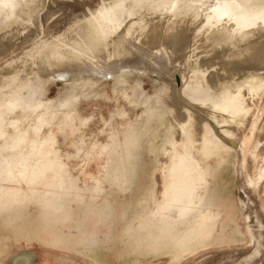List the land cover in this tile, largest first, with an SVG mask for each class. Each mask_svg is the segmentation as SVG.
Returning <instances> with one entry per match:
<instances>
[{"label": "rangeland", "instance_id": "1", "mask_svg": "<svg viewBox=\"0 0 264 264\" xmlns=\"http://www.w3.org/2000/svg\"><path fill=\"white\" fill-rule=\"evenodd\" d=\"M15 1L0 0V5L12 8ZM99 1L17 0L11 18L0 16V36L10 30L15 32V38L0 47V117L3 119V123L0 122V202L14 200L21 204L6 209L8 212L2 213L0 210V219L4 217L0 220V264H9L10 257L17 250L27 247L35 248L45 264H201L203 258L215 254L219 248L235 247L236 241L241 242L243 238L245 247L248 239L238 232L240 216L232 157L216 167L212 175L210 171L195 172L203 181V189L207 190L211 210L219 212L217 227L204 245L200 241L207 235L209 227L203 224L198 231L194 230L198 232V237L195 236L197 242L192 245L193 248L188 246L179 250L175 247V222H181L179 226L183 229H192L193 225L175 220V215H178L175 201L181 202L185 198L182 196L185 189L175 187V195L169 196L167 193L175 186L171 185L166 193L167 183L172 180L168 176L169 166L173 163L172 152L166 150L175 143L174 119L184 106L165 58L162 69H167L162 77L152 71L135 70L123 71L112 78L87 73L66 80L50 77L43 70L45 50L53 57L62 58L69 52V48L62 45L63 41L74 46L87 40L92 22L85 17V13L95 8ZM134 5V0H124L125 9ZM114 6L115 3L107 1L100 12H113ZM151 6L145 3L141 5L148 20L151 19L154 5ZM129 21V14H125V22ZM145 27L148 33L137 44H153L152 37H156L163 39L160 44L163 56L165 52L171 53L169 43L174 45V54H171L173 62L175 52L178 58L190 53H196L201 58V67L207 72L206 81H192L188 71L180 72L183 98L202 102L200 106L209 113L207 109H211L214 102L222 103L226 88L240 89L248 97L250 86L259 84L262 99L258 105L260 111L254 120L264 122V78L258 75L243 78L226 69L221 55H227L229 50L221 49L220 52V49H214L208 54L206 50L213 47L208 33L199 31L196 26H190L187 31L189 25L174 22L171 11L163 17H154ZM117 32H123L122 26ZM180 33L184 35L175 44L174 36ZM248 37L246 32H241L231 39L235 40L232 43L240 44L242 39L247 40ZM259 39V44L264 46V36ZM124 44L133 50L135 56H140L130 34H126ZM154 48L149 49L152 51ZM203 53H206L205 57ZM258 60L254 54L251 57L252 65L264 66V61ZM192 62L194 66L198 63L195 59ZM171 80L174 82L171 83ZM207 81L209 85H206ZM159 93L164 100L160 99L161 96L156 99ZM151 98L154 100L152 105L158 111L149 118L152 120H142L140 113H152L151 108L144 105ZM6 99L17 100L18 108L21 106L23 111L19 113L18 109H9ZM159 101L166 103L162 105ZM203 101L209 103L204 105ZM249 108L252 109V106ZM190 114L203 120L194 110L184 112L182 117L188 121ZM222 116L214 115L220 125L224 123ZM134 122L137 133L130 130L126 135L128 123ZM20 123L24 124L16 130V124ZM248 126L238 134V140L242 138L246 142L248 152L261 140L259 153L260 157H264V127L259 130L251 121ZM208 128L213 139L218 140L220 137L210 126ZM225 132L231 135L224 129ZM190 135L197 141L195 133L190 132ZM179 143L172 147L177 155L182 153L178 150ZM108 154L115 156L113 163L123 164L128 171L110 172L107 177L103 166L107 165L105 159ZM59 160L64 161V168L75 171L73 168L76 167L84 183L96 181L99 189L94 190V202L77 205L76 199L70 201L68 197L59 205L62 191L58 186L61 174L56 167ZM258 162L246 156L244 174L255 173ZM177 173H180L178 176H190L188 172ZM246 174L243 176V186L251 189L252 197L248 195L253 199L250 202L254 207L259 200L264 201V182L258 188L253 187L248 183ZM124 176L126 179H123ZM44 192H47L45 196ZM81 192L85 198L86 192L91 190L83 189ZM243 195L247 197L246 193ZM34 197L42 199L36 200ZM42 200L50 204L42 205ZM93 205L95 215L92 219ZM77 208L83 209L84 216L75 213ZM260 211L264 214L263 207ZM184 212L185 208L180 216H186ZM70 213L77 220L72 219ZM79 215L83 220H79ZM93 224L100 231L99 241L94 242L92 237L84 241L78 233L79 229L84 227L90 232ZM186 240L191 242L192 235Z\"/></svg>", "mask_w": 264, "mask_h": 264}, {"label": "water", "instance_id": "2", "mask_svg": "<svg viewBox=\"0 0 264 264\" xmlns=\"http://www.w3.org/2000/svg\"><path fill=\"white\" fill-rule=\"evenodd\" d=\"M106 1L114 2L115 4L119 5L122 9H124L122 20L118 22V27L116 28V31L112 34L114 36L115 40H113L111 42L109 41V43H106L107 46L110 49L114 50L115 49L114 46L120 45V43L124 44V41L126 39V34H130V36L134 38V41H135L134 45L140 51V52L138 51L140 53V57L135 56V58H137L136 61L138 63H140V62L146 63V58H144V53L141 49H147V47H149V46L150 47L151 46H157L158 51L157 50L156 51L159 52L158 55L160 56L158 59V65L160 63L159 66L163 67L162 64H163L164 58L166 60V63L168 64V66L170 65L171 72L174 75L175 82H176L177 94L183 100V101H181L182 104L187 106V108L189 110H194L195 113L200 114V116L203 117V120H202L200 117L190 114V118L188 119V121H190V123L188 124V126L189 127H190V125L192 126V128H191L193 131L192 133L194 134V132L196 130L199 134H202L203 133L202 121L205 120V121H207L206 125H208V126L211 125L214 128L216 134L219 137H221L224 140V142L226 144H228L229 146H231L233 149V151L229 155L228 154H222V153L214 155V154H210L209 151L206 150V147L202 148V145L199 142L194 143L191 141V142L187 143L188 148H184L181 151L184 154V158H186V160H185L186 164L184 166V171L189 173V175L191 176V181H193L192 184L194 187H196L195 194L193 195L194 196L193 200L194 201L198 200L199 196L204 193V196L207 198L206 204L209 207V211H211V212H215V211L211 210V204L209 203V196L206 195L207 190L203 189L204 188L203 181H200V179L197 177L195 172H197V171H200V172L210 171V174L212 175V172L215 171L216 167L226 163L230 157L234 158L233 162L235 165V175H236L235 187H236V190L238 192L237 193V204H238L237 208H238L239 216H240V221H239L240 224H238V226H239L238 232L242 236H246L248 239V242H247L246 246L244 247L243 246L244 245V238L242 239L241 242L235 240L236 241V245H234L235 247H225L228 250H225V248H219V251L215 252V254H212L206 258H203V260H201L202 261L201 264H264V214L260 211V208L261 209H262V207L264 208V201L261 202L259 200V202L254 204V207H253L252 203L250 202V201H253V199L251 198L252 197L251 189H249L247 187L244 188V186H243V176L246 174V173L244 174V172H245L244 171V165H245L244 164V158L246 156L250 157L249 156L250 151L248 152V150H245V147H244L245 151L243 152V150L239 149L236 145H238L239 141H244V140L242 138L238 140V134L235 136L234 139H231V138H228L227 136H225L224 132L222 130V126H220L219 123L216 120H214L209 113L205 112V108H203V106H200V103H202V102L187 100V99L183 98V95H182V76L180 73V72H182V70L179 68V66H177V64L175 63V60H174V62L172 60L173 57L171 56V54L172 55L174 54L173 53V46L174 45L172 43H169L171 53L165 52V54H164L165 57L163 56V51L160 48V44L162 43L163 39L160 40L159 38L152 37L153 44L145 43V46H141V45L137 44L138 42H140V39L142 38V36L144 34L148 33L146 30V27H145L146 23L152 22L154 17H158V18L163 17L164 14H167L168 12L171 11V13L173 14L174 22L176 20V22L180 21V23H186L189 25V28H187V31L190 29V26H196V28L199 31H204L210 35L213 47H210L209 49H207L208 53L214 49L215 50L216 49H222V50L228 49L229 53L227 55H223V62L222 63L226 69L229 68V70H232V72L234 74L235 69H237L236 67H240V66L246 67V66L254 64L251 62V57H253L254 54L260 53V55L262 54L261 55L262 58H264V46L259 44V43H261V40L259 38H261V36H264V25L261 24V25L255 26V27H259V28H256L255 31L253 30L250 33H248V35L250 37H248L247 40L242 39L243 42L238 44V43H232L235 40L228 39V38H226V36H224L225 33L231 34V31L234 29L233 23H224L225 26L222 27L221 29L213 28L212 30H210V32H208L202 26L203 25L202 20H203V14L204 13H202V12H198V13L197 12L196 13L195 12H191V13L183 12V10L180 8L181 4H179V2L177 4H175V6H174L175 11L164 10V12L162 14L156 15V5H154L155 3L153 1L148 2L147 0H134L135 5L129 9H125L124 0H100L97 3L95 8L89 9V11L85 13V17H87V19H89L92 22V27L90 28V31L88 32V38L86 41H90L91 39H95L96 34L93 32V28H95V26H93V25L97 23L95 21H99L102 18L101 17L102 15L100 13H97V11H98V8H101L106 3ZM16 2H17V0L15 1V3ZM15 3H14V5H15ZM144 3L147 5H154L153 10L151 11V19H149V20L146 19L145 15L143 14V10H142L141 5ZM149 3H153V4H149ZM14 5L12 6L11 12H9V13L0 12V16L11 18L14 15V11H13ZM90 10L91 11L93 10L92 11L93 13L90 12ZM125 14H129V16H130V21L128 23L125 22ZM121 26H122L123 32L121 34H118L117 30ZM127 28L130 30H128ZM253 28L254 27L247 28V31H249L250 29H253ZM142 29H144V30H142ZM10 31H8L7 33L0 36V47L5 45L11 39L15 38V32L13 33ZM141 31L143 32V34ZM137 33H141L142 35L139 36ZM182 35H184V34L180 33V34L174 36L175 37V44H176V42L179 41V38ZM222 36H223V39H222ZM150 38H149L148 42L151 41ZM222 40H224V42ZM258 41H259V43H258ZM83 43H84V41L80 45H76V46L83 47ZM256 43H258L259 45H257ZM102 44H104V43L102 42ZM106 44H104V45H106ZM62 45H63V43H62ZM104 45H102V47ZM69 49H70L69 52H71L72 49L71 48H69ZM153 54L154 53H150L151 56H153ZM175 54H176V52H175ZM134 55L135 54L133 52V56ZM250 55H252V56H250ZM145 56L147 57L148 55H145ZM262 60H264V59H262ZM124 62H125L124 56L118 58V60H117V63H119V64H122ZM116 65H118V64H116ZM129 71H131V70H129ZM132 71H135V70H132ZM137 71H139V70H137ZM245 71H250V69H245ZM121 72H123V71H121ZM121 72H117L115 76H117ZM87 73H91V74L95 75L94 71H92V70H88L85 73L79 74V75H84ZM71 76L75 77L78 75L70 74L68 76V78ZM95 76H97V75H95ZM102 78H112V77H102ZM59 79H61V78H59ZM158 103L159 104L162 103V105H163L166 102L164 103L162 101H159ZM162 107L163 106H161V108ZM156 110H158V108H156ZM140 114H141L140 118L142 120L149 119L148 116H145L142 113H140ZM149 120H152V119H149ZM175 120H176V118H175ZM2 121H3V119L0 117V122L3 123ZM20 124H16V127H15L16 130H19L24 123H20ZM128 125H129V127H128L127 133H125L126 135H128V132L130 130H133L134 133L135 132L137 133L135 122L133 124L128 123ZM240 132H239V134H240ZM135 135L136 134H134L133 136H135ZM178 137H179V139H177ZM182 138H183V140H182ZM184 138L185 137L183 136V134H181L179 132V130L176 126V123H175V142L180 141V143L177 144L179 147H181L180 144L184 143ZM192 138H193V135H191L190 140ZM186 141H188V140H186ZM255 145H257V144H255ZM167 151H171L173 154V164H172L170 170L168 171V176L169 177L171 176L172 180L167 183L166 193H167L168 187H170L171 185H175V171L173 168H175V163H174L175 160H179V158H177V155H176L177 154L176 150L174 151L171 147V148H168L166 150V152ZM49 153H51V152H49ZM257 154H258L257 160H259V162H258V168H257L256 172L259 169L260 163L263 164V161H264V159L263 160L259 159L261 157L264 158L263 155L260 157L259 148L257 150ZM41 155L46 157V154L42 153ZM86 156H90V155L86 154ZM114 157L115 156H111V154H108L106 156L105 161H107V165L103 166V169H104L103 172H105L107 174V177L109 176L110 172L116 173L119 171H121V172L128 171V168H123L124 167L123 164L116 165V163H113ZM201 162L203 164H200ZM65 166L66 165L64 164V161H62V160H59L58 164L56 165V167L60 170V174H61L59 177V182H58V186H60L59 188L62 189L61 194H60L59 205L61 206L64 203V201L67 200L68 197L71 198L70 201H72L73 199H76L77 205L84 204V203L90 204V202L91 203L94 202L95 201L94 190L99 189L98 184H96V181H94V180L85 181L86 183H84L83 182L84 179H83L82 175L78 174L79 172H78L76 167L73 168V169H75V171H72L70 168H64ZM172 169H173V171H172ZM253 174L254 173L246 174V179L251 186L258 188L264 182V179L260 183L256 184V183L252 182L250 179V176ZM123 179H126V177L124 176ZM83 189L91 190V192H86L85 198H84V193L81 192ZM73 192H75V195H73ZM80 192H81V194H80ZM243 193L247 194L246 198L244 197ZM167 194H169V196L175 195V186L172 187V189L170 188V191ZM248 194H250L251 197ZM34 199L39 200L42 198L34 197ZM202 203H201V205H202ZM41 204L42 205H49L50 203L47 200L46 201L42 200ZM51 204H56V203L52 202ZM66 204H68L67 201H66ZM72 204L73 203H71V205H70L71 207H72ZM172 204H174V202H172ZM187 204H188V199H186V197L181 202L175 201V208L177 209V213H178V215H175L176 221H186L187 219H191V218H194L195 216L199 215L200 209H199V211H196V210H198V208H197L194 211H190V214L187 217H185V218L180 217V212L182 210L181 207L186 206ZM0 205L2 206V208H0V210L3 211L2 213H4L5 211L8 212V210H6V209H12L13 205L18 206L21 204H19L17 201L12 200L11 202H0ZM4 205H6L7 207L4 208L3 207ZM22 207H24V206H22ZM94 207L95 206L93 205V208H91L92 219L94 218L93 216L95 215L94 214L95 213ZM255 210H257L256 211L257 215H255V217H254ZM195 212H198L197 215L194 214ZM75 213H78V214L82 213V215L84 216V211L82 208H77L75 210ZM216 213H218L217 215H218V221H219V212L216 211ZM68 214L69 213L67 211L66 215H68ZM7 215H9V214H7ZM70 215H71L72 219L74 218L75 220H77L76 216L72 217V213H70ZM82 215H79V217H78L79 220H83ZM3 218L4 217L2 216L0 220H3ZM67 219H68V216H67ZM196 219L197 220H192V222H191V225H193V228L191 229V232H192L191 235H192V239H193L191 241V244H190L191 247H192V245H194L197 242V240H195L198 237L197 231L200 229V227L203 224L205 225L204 227H209L208 230L206 231V232H208L207 235L203 236V238H202L203 242L207 241L209 239L211 233L214 231V228L217 227V225H213L212 223L210 224V222H208L204 219H198V217H196ZM195 222H197V224H195ZM194 230H197V231L194 232ZM78 233L81 236V238H84V241L87 240V238L92 237L94 239V242L95 241L97 242V241H99V239L101 237L100 231L95 228L94 224H93V227H92L90 232L85 230L84 227H82L79 229ZM107 234H105V235H107ZM195 236H197V237H195ZM107 237L109 239L110 235L108 234ZM108 239L106 241H108ZM178 242H179V245L176 248H178L179 250H184V249H180L179 247H188V245L190 243L187 240H185L182 244L180 243V240H178ZM80 249H83V248H79V250ZM81 252H83V251H81ZM9 264H45V263L43 262V259L40 257L39 252L35 248L27 247V248H22V249L20 248L19 250H17L10 257ZM195 264H199V263L196 262Z\"/></svg>", "mask_w": 264, "mask_h": 264}, {"label": "bare ground", "instance_id": "3", "mask_svg": "<svg viewBox=\"0 0 264 264\" xmlns=\"http://www.w3.org/2000/svg\"><path fill=\"white\" fill-rule=\"evenodd\" d=\"M147 1L148 2L153 1L155 3L154 5H156V15L162 14L164 12V10L175 11L174 6L178 2H179V4H181L180 8L183 10V12H186V13L202 12V13H204L203 14V20H202V24H203L202 26L208 32H210V30H212L213 28L221 29L222 27H224L223 26L224 22L233 23L234 29L231 31V34L230 33L224 34V36H226V38H228V39H231L235 34H240L241 32H246L248 35V33H250L251 31H253V30L255 31L256 28H259V27H255V26H258L261 24L264 25V0H147ZM203 2L205 4L201 5ZM109 3L112 4L114 2L109 1ZM149 4H153V3H149ZM104 5L102 6L103 8H105ZM11 9L12 8H7V7L0 5V12H2V13H9V12H11ZM92 11L90 10V12H92ZM123 12H124V9H122L117 4H115V6L113 8V12H109V11H101L100 12V8H98L97 13H100L102 15L101 16L102 18L99 21H95L97 23L93 25V26H95V28H93V32L96 34L95 39H91L90 41H84L83 47L76 46V45H74V46L68 45L69 43L67 44L66 42L63 41L64 47L71 48L72 51L68 52V53L66 52L65 56L62 58L61 57H53L50 55V53L47 50H45L46 60L43 63L44 69L43 68L42 69L47 70L50 73V77L52 76L54 78H61V79L63 78L66 80L68 79V76L70 74L79 75V74L85 73L88 70L94 71V74L99 76V77H114L117 72L129 71V70H131V71L132 70L152 71L153 73H157L159 77L160 76L162 77L164 74V71L167 68L164 69V71H163L162 67H159L160 63L158 65V59L160 56L158 55L159 52H157L158 51L157 46H151V47H155L154 50H152V51H150L151 49H149L150 46L147 47V49H142V51L144 53V58H146V63H141V62L138 63L136 61L137 58H135V55L133 56V51L130 50L129 48H127V46L124 45L123 43L122 44L120 43V45H115L114 50L110 49L107 46L106 43H109V41L111 42L114 40V36L112 34L116 31V28L118 27V22L122 20ZM164 15H166V14H164ZM29 22H30V24L32 23L31 20ZM28 26H29V24H28ZM252 27H254V28L247 31V28H252ZM128 30H130V29H128ZM142 30H144V29H142ZM191 30H192V28H191ZM137 34L139 36H141L143 34V32H142V34L141 33H137ZM180 39L181 38H179V40ZM222 39H223V36H222ZM222 41L224 42V40H222ZM102 42L106 45L102 44ZM258 43H259V41H258ZM102 45H104V46L102 47ZM217 50H219V49H217ZM69 51H70V49H69ZM207 52H208V50H207ZM220 52H222L221 49H220ZM150 53H154V55H153L154 58L150 57V55H149ZM205 54L203 53L204 57H205ZM145 55H148V56L146 57ZM261 55H260V53H256L257 58H259L258 62L264 61V60H262L264 58H262ZM122 56H124L125 62L122 64L117 63L118 58H120ZM175 56H176V54H175ZM207 56L208 55H206V57ZM221 56H223V55H221ZM138 57H140V56H138ZM193 59H195L196 62H198L197 65H195V66L192 64ZM184 61H186V62L183 63ZM175 63L177 64V66H179V68L182 71L184 70V71H188L190 73V76H191L190 79L192 81H195V82L196 81L200 82V80L206 81L207 72L205 73L203 71V69L201 67L202 66V64H201L202 60L199 56L197 57L196 53L195 54L190 53L189 55H185V56L183 55L182 58L175 57ZM116 64H118V65H116ZM199 66H200V68H199ZM236 68H237V69H235V75L236 76L241 75L244 78V76H248V75H254V76L258 75V76H260V78H264V76L261 75V74H264V66L260 67L258 65L256 66V64H255V65H249L246 67L240 66V67H236ZM245 69H250V71H245ZM255 73H257V74H255ZM76 81H77V79H76ZM171 83H173V81ZM206 85H209V82L206 83ZM259 90H260L259 84L251 85L250 90L248 91V97H245V93L241 92L240 89L226 88L225 89L226 95H225V98L222 100V103L221 102L220 103L214 102L212 105V108L207 109V111L209 112V114L211 115V117L214 120H216L214 117L215 114L216 115H224V116H222L224 123L221 125L219 124V125L222 126L223 132L225 129V130L229 131L231 135H234V136L228 135V132L226 135V132H225V134H224L225 136H227L228 138L234 139L235 136L237 134H239L240 131H243L247 128L250 121L259 130H261L264 127V122L260 123V122H257L256 120H254V118H256V114L259 113V111H260L258 105L260 103V100L262 99V94L259 93ZM160 96H161V98H160ZM7 98H9V96ZM157 98L164 100V98L162 97V95L160 93L157 94L156 99ZM248 99L251 101V104L249 103ZM9 100L6 99V101L8 102L7 103L8 108L11 109L12 111H14L17 108L19 110V113H20L21 106H20V108H18L19 107V105L17 104L18 101L17 100L15 101L13 99L10 101ZM152 101H154V100L151 98V100H146L144 103L145 106L150 107L152 110V113L147 112L145 114V116H148V118L154 117V115L158 111V110H156V107H154V105H152ZM208 103L209 102H207V101H203L204 105L208 104ZM180 105H182V104H180ZM246 105L248 106V109H247ZM254 105H255V107H253ZM183 106H184L183 108L181 107V109H182V111H180L181 113L179 112V114H178L177 113L178 111H176L178 116H176V120L175 119L174 120L176 121L175 123L179 127L180 133L183 134V136L185 137L184 142L186 141L187 137H188V139H187L188 141H186L183 146H182V144H180V146L182 148L179 147V149H178L179 151H182V149H184L185 145L190 141V138H191L190 132H193L191 129L192 126L191 125H190V127L188 126L190 121H187L184 117H182L184 112H186V113L189 112V109L187 108V106H185V105H183ZM251 106H252V109L249 108ZM3 107L4 106H2L1 108H3ZM5 108H7V107L5 106ZM9 109H8V111H9ZM178 109H180V108H178ZM22 111L23 110H21V112ZM1 114H2V112L0 113V115ZM187 116H189V115L187 114ZM222 118H220V119H222ZM217 122H218V120H217ZM202 123H203V126H202L203 133L199 134L195 130L194 133H195V138L197 141L194 140V137L192 138V141L194 143L199 142L202 145V148L206 147V150L209 151L210 154H214V155H217L220 153L228 154V155L231 154V152L233 151L232 147L229 146L228 144H226L221 137L218 138V140L213 139V136L211 134H209L210 130L208 128V125H206L207 123L205 121H202ZM250 125H252V124H250ZM174 126H175V124H174ZM209 126L215 132L214 128L211 125H209ZM248 128H249V126H248ZM188 135H190V136H188ZM217 137H218V135H217ZM182 140H183V138H182ZM260 141L261 140H258V142L256 143L257 145H255L254 147H252L250 149L249 156L252 159L257 160V158H258L257 150H258V148H261L260 147L261 146ZM175 143L173 144V146L175 145ZM236 146L239 149H242L243 152L245 150H247L246 149L247 145H246V142H244V141H239L238 145H236ZM187 147H188V145L186 146V148ZM244 147H245V150H244ZM228 148H229V150H228ZM177 158H179V160H175V169H174V171H175V187L185 189L184 195H182V196H185L186 199H188V204L186 206L181 207L182 210L185 208L186 212H184V213H187V214H186V216L182 214L180 217L185 218L190 214V211H194L195 209L198 208L201 211L200 214L198 216H195L194 218L187 219L186 221H184V223L186 225L191 224L192 220H197L196 217H198V219H204V220L210 222V224L212 223L213 225H217V223H218V215L217 214L218 213L209 211V207L206 204L207 199L205 196H203L204 194H201L199 196L198 200H196V201L193 200V197H194L193 195L195 194L196 187H194L192 184L193 181H191V176H188V177L178 176V174H180V173H177V172H180V171H181V173L185 172L184 166L186 164L185 163L186 158H184L183 153H179V155H177ZM171 165L169 166V168H171ZM172 171H173V169H172ZM250 179L252 182H254L256 184L260 183L264 179V161H263V164L260 163L258 171L256 173H254L253 175H251ZM172 186H174V185H172ZM46 193L44 192L43 196H45ZM202 200L204 201L203 203H202ZM201 203H202V205H201ZM180 223L175 222V247H178V245H179L178 240H180V243L182 244L192 234L190 227L183 229L182 226H179ZM200 243L204 245L205 242L200 241ZM190 244H191V242L189 243L188 246H190ZM179 248H181V247H179ZM196 248H200V247H196Z\"/></svg>", "mask_w": 264, "mask_h": 264}]
</instances>
